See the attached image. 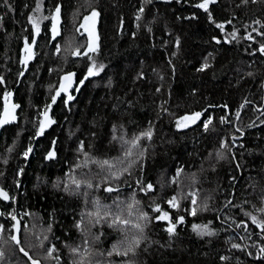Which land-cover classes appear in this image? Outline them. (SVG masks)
Masks as SVG:
<instances>
[{"label": "trees", "instance_id": "trees-1", "mask_svg": "<svg viewBox=\"0 0 264 264\" xmlns=\"http://www.w3.org/2000/svg\"><path fill=\"white\" fill-rule=\"evenodd\" d=\"M39 2L37 12L38 0H0V115L5 93L19 105L0 130V190L9 197L0 198V264H264V229L245 215L264 218V0H215L207 11L196 7L204 0ZM88 23L97 50L85 56ZM26 40L32 58L22 64ZM93 64L104 67L85 80ZM69 73L73 88L53 103ZM45 111L54 123L36 136ZM195 113L196 123L175 128ZM148 131L151 139L141 135ZM157 206L170 219H156ZM106 211L131 223L110 226Z\"/></svg>", "mask_w": 264, "mask_h": 264}, {"label": "snow or ice", "instance_id": "snow-or-ice-1", "mask_svg": "<svg viewBox=\"0 0 264 264\" xmlns=\"http://www.w3.org/2000/svg\"><path fill=\"white\" fill-rule=\"evenodd\" d=\"M210 2H215V0H204L203 3L201 4H198L196 5V7H199V8H203L205 11L208 10V4ZM246 2V0H245ZM3 4L7 5L8 4V0H3ZM40 10V2L38 0V3H37V6H36V9L35 11H39ZM56 15H54L52 17V32H53V37H55L56 35H58V30H57V24L59 22V13H60V6L57 5L56 6ZM141 11H143V9H141ZM99 14L95 11H93L92 15L90 17H85V22L89 21V20H92L94 22V19L95 17H97ZM140 17L137 16V19H139ZM45 19H47V17H45ZM210 19H211V16H210ZM29 22L32 24V27L33 29L35 30V33L36 34H39V31H40V28H39V24L33 19L32 16H29ZM218 28H221L222 29V25L220 24H217L216 25ZM81 27H85V25H81ZM88 35H89V42H88V48H87V51L83 53V55L87 56L89 52H95L97 50V45L95 43V32H94V23H93V26H92V30H90L88 32ZM32 43L34 44L35 43V39L32 40ZM59 51V49H57ZM25 52L27 53V56L21 60V63L22 64H26L27 61L29 59L32 58V50H31V45L28 43V41L26 40L25 41ZM260 52L262 54H264V45L261 46L260 48ZM74 55H79L80 52L79 50L77 49V51L75 53H73ZM103 65H100L98 68L95 66V64H93L91 67L88 68V71H87V75L85 76V80L88 79L89 76H94V75H97L99 73V71H101L103 69ZM204 68H207L208 65L205 64L203 66ZM200 70H203V69H200ZM21 75H23V73H21ZM74 74L72 73H69L67 74L66 76H64L62 78V82L60 84V88L59 90L56 92V95H54L52 97V102L55 103L56 102V99L57 97L61 94V92H67L68 88H70L72 85H71V80H72V76ZM83 80L80 81L81 84H83ZM0 83H3V79L0 78ZM11 96V93H5V106H4V112H3V115L0 116V126L4 125V124H7V123H10L11 121L15 120V115H14V112H15V109L17 107H19V105H15V104H9V97ZM73 97L71 95L68 96V100H72ZM67 103V102H66ZM241 107H243V105H241ZM48 108H51V105H48ZM201 116V113H195L193 116L191 117H188V116H185L183 117L182 119L184 121H190L191 123H195L197 119H199ZM237 116H239V113H237ZM44 117L45 119L44 120H41L40 121V126H39V129L37 130L36 132V136H40L43 134L45 128L51 124V123H54V121H52L51 119L48 118V113L47 111L44 112ZM222 122H223V118H222ZM211 123V120H207L205 121L204 123V127L205 129L208 128V125ZM187 123H184V124H181L180 121H177V127H187ZM142 136H146L147 138L151 139V131H148V132H145V133H142L141 134ZM115 138V137H114ZM140 139V137H135L134 140L132 141L133 145L135 146L137 141ZM53 144H55V141H53ZM222 147H227V145L225 144H222L221 145ZM83 148V142H81V149ZM32 151L31 148H29L25 153V157L28 156V154ZM131 155V150L125 152V156H130ZM55 156V152L54 151H50L48 153V156L47 158H52ZM122 163V162H121ZM104 165H107L109 168H113L115 165L114 164H111L109 163L108 160H104L102 163H101V167H103ZM128 169H124V171H127ZM115 175V174H113ZM117 179H119V177L117 176L116 177ZM73 183L76 184L77 188L80 187V182L79 181H73ZM87 187L91 188L93 187V185L91 183H88ZM152 185L151 184H148L147 185V190H151L152 189ZM115 189L111 188V187H108L105 189V191H108V192H112L114 191ZM0 198H3L4 200H8L9 197H8V194L6 192H4L3 190H0ZM193 204L196 203L195 200L192 201ZM136 203H139V201H136ZM168 204L171 206V207H178V203L176 201V198L173 197L171 200L168 201ZM133 207V205H128V208L131 209ZM206 207V206H205ZM155 211L157 212H160L161 214L156 217V219H164V220H168L170 219L169 218V214L167 212H162L161 209L159 208V206H157L155 209ZM259 212H261L262 214H264V208H261L259 209ZM191 214L192 215H196V209L193 208L192 211H191ZM4 215V213L0 212V216ZM112 216V225L110 226H114L116 224H123V225H129L131 222L129 220H126V219H122L121 216L119 215H113L111 213V211H106L104 213V216L105 217H108V216ZM129 215H131V212H129ZM245 215H249L250 216V219L252 221L253 224L256 225L257 228H261V229H264V218L262 219H258L257 216L255 215H251L250 213H245ZM97 216H99V213H97ZM11 219L13 221H15V224H13V228L19 232L20 231V221L17 220L16 216L15 215H11ZM140 219H147V214L146 213H141L140 215ZM184 221V217L181 216L179 217V222L180 223H183ZM97 222H99V220H97ZM240 225H238L239 227ZM245 228H247L248 226L246 224L243 225ZM131 227L133 228H136L137 230H139L140 232H143V228L141 227V225L139 223H136V224H131ZM193 231H196L198 235H213L214 233H212L211 231H205V229H207V225H204V226H201V225H198V224H193ZM50 228V226H49ZM175 229H176V224L175 223H171L170 226L167 228V231L170 235L174 234L175 232ZM5 230L4 229V225H0V231H3ZM11 240L16 242L17 244L20 243V241L18 240L17 236L16 235H12L11 236ZM133 244L135 245H138L139 244V240L138 239H134L133 240ZM114 249H115V246H113ZM233 247L234 248H238L239 245H236V244H233ZM20 251L24 253L25 256H28V253L21 247L20 248ZM54 251V249H48V252H49V255H51V253ZM72 251L75 253L76 252V249H72ZM129 252H133L134 254V249L132 246L128 247L124 254L127 255ZM260 252L262 254H264V247H262L260 249ZM112 253L110 252L109 255H111ZM4 254L3 252H0V257H2ZM29 259H31L29 257ZM32 264H38L37 261L35 260H32Z\"/></svg>", "mask_w": 264, "mask_h": 264}, {"label": "rangeland", "instance_id": "rangeland-1", "mask_svg": "<svg viewBox=\"0 0 264 264\" xmlns=\"http://www.w3.org/2000/svg\"><path fill=\"white\" fill-rule=\"evenodd\" d=\"M88 24H89V23H88ZM92 26H93V25H91V24L88 25L89 30L92 29ZM185 116L191 117V116H193V115H185ZM185 116H182V117H180V118H178V119L176 120V124H175V128H176V129H178V130L185 129V128H188V127H190V126H192V125L194 124V123H191L190 121H184L182 118L185 117ZM197 120H198V119H197ZM197 120H196V121H197ZM177 121H180L181 124L187 123L188 126H187V127H179V128H178V127H177ZM195 123H196V122H195Z\"/></svg>", "mask_w": 264, "mask_h": 264}, {"label": "water", "instance_id": "water-1", "mask_svg": "<svg viewBox=\"0 0 264 264\" xmlns=\"http://www.w3.org/2000/svg\"><path fill=\"white\" fill-rule=\"evenodd\" d=\"M23 73H25V70H24V72ZM79 87H80V85L78 86V91H79ZM4 106H5V104H4ZM3 112H4V107H3V110H2V113H1V115L0 116H2L3 115ZM7 124H4V125H2V126H0V130L4 127V126H6ZM53 149H54V146H52V148H51V150L50 151H53ZM47 156H48V154H47ZM47 156H46V160L48 161L50 158H47Z\"/></svg>", "mask_w": 264, "mask_h": 264}, {"label": "bare ground", "instance_id": "bare-ground-1", "mask_svg": "<svg viewBox=\"0 0 264 264\" xmlns=\"http://www.w3.org/2000/svg\"><path fill=\"white\" fill-rule=\"evenodd\" d=\"M261 48V47H260ZM260 50V49H259ZM61 82H62V80H61ZM71 87L70 88H68V90H67V92H61V94L58 96V97H61V95H63V94H68V92H69V90H71V88H73V81L71 80ZM59 88H60V86H59ZM59 88H58V90H59ZM57 90V91H58ZM52 146H54V144L52 145ZM52 148V147H51ZM51 150V149H50ZM53 151H54V149H53ZM50 152V151H49Z\"/></svg>", "mask_w": 264, "mask_h": 264}]
</instances>
